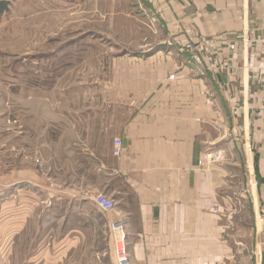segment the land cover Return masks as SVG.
Instances as JSON below:
<instances>
[{
	"label": "crops",
	"instance_id": "0c3cea01",
	"mask_svg": "<svg viewBox=\"0 0 264 264\" xmlns=\"http://www.w3.org/2000/svg\"><path fill=\"white\" fill-rule=\"evenodd\" d=\"M133 2L140 43H111L107 80L76 93L93 106L62 112L92 181L49 187L67 198L54 221L73 238L100 225L129 264H264V0Z\"/></svg>",
	"mask_w": 264,
	"mask_h": 264
},
{
	"label": "rangeland",
	"instance_id": "374dc122",
	"mask_svg": "<svg viewBox=\"0 0 264 264\" xmlns=\"http://www.w3.org/2000/svg\"><path fill=\"white\" fill-rule=\"evenodd\" d=\"M134 5L0 0V264H108L114 243L101 226L71 237L67 219L54 221L67 216V198L49 187L92 181L83 133L62 112L93 106L76 93L107 80L109 58L123 51L111 43H140L125 15Z\"/></svg>",
	"mask_w": 264,
	"mask_h": 264
},
{
	"label": "built area",
	"instance_id": "2783aa9c",
	"mask_svg": "<svg viewBox=\"0 0 264 264\" xmlns=\"http://www.w3.org/2000/svg\"><path fill=\"white\" fill-rule=\"evenodd\" d=\"M189 49L192 48V46L188 45ZM195 60H197V57H193ZM174 75H171L169 78H173ZM120 141L119 140H114V146H115V150H114V154L115 155H119L120 151H121V146H120ZM215 157L220 158V153L219 152H215ZM214 157V156H213ZM206 158V156H205ZM93 202L95 204L96 207H98L100 210H102L103 212H109L111 211V209L113 208L114 205V201L113 199L108 198L107 196H105L104 194L101 193H96V196L93 198ZM213 210H216V204L212 205ZM118 223L115 222L112 226L118 227ZM114 244H113V255L116 258V262L117 264H129V260L126 254V246L125 243L123 242L122 239H114Z\"/></svg>",
	"mask_w": 264,
	"mask_h": 264
}]
</instances>
